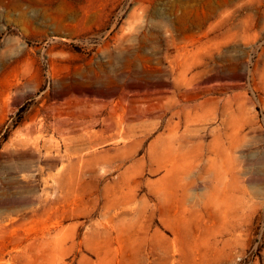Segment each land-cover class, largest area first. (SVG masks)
Returning a JSON list of instances; mask_svg holds the SVG:
<instances>
[{
    "label": "rangeland",
    "instance_id": "1",
    "mask_svg": "<svg viewBox=\"0 0 264 264\" xmlns=\"http://www.w3.org/2000/svg\"><path fill=\"white\" fill-rule=\"evenodd\" d=\"M0 264H264V0H0Z\"/></svg>",
    "mask_w": 264,
    "mask_h": 264
}]
</instances>
